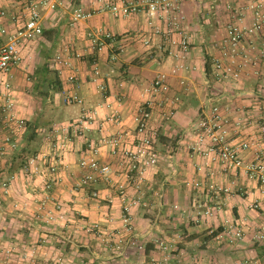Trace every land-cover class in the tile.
<instances>
[{"label": "crops", "instance_id": "crops-1", "mask_svg": "<svg viewBox=\"0 0 264 264\" xmlns=\"http://www.w3.org/2000/svg\"><path fill=\"white\" fill-rule=\"evenodd\" d=\"M177 2L183 15L182 33L173 35L176 39L186 35L190 51L188 68L175 74L172 70L178 60L170 49L179 47L166 42L163 31L167 22L162 16L154 21L161 27L159 33L153 32L154 27L142 13L122 17L101 11L71 24L74 8H98L100 0H66L64 8L45 11L46 32L22 47L21 63L0 74V97L5 82L11 81L17 112L28 122L17 137L18 145L9 147L0 99V264L7 257L10 264H247L252 259L264 264V241L254 239L262 214L247 208L255 196L264 202V189H259L256 182L244 185L243 178L237 179L234 191L213 206L210 216L203 215L205 207L215 204L209 185L227 184L235 177L193 154L189 146L192 125L211 94L249 115L264 111V30L244 37L243 45L252 61L242 79L224 91V85L210 73L212 60L220 54L219 42L233 20L234 9L246 6L248 0ZM0 7L19 19L23 17L22 0H0ZM245 12L243 24L247 25L253 15L250 9ZM1 24L11 30L16 26L9 16H0ZM104 31L114 34L116 40H108L99 49L87 33ZM145 34L151 36L150 45L143 42ZM119 44L124 46L121 51ZM61 51L71 56V66L63 74L53 62ZM95 65L103 75L100 81L107 83L104 92L92 80ZM161 71L170 74L169 94L180 101L169 118L160 120L159 110L155 111L159 161L147 169L137 187L126 177L127 166L121 165L119 154L124 148H135L134 117L149 97L146 89ZM68 74L76 78L69 80ZM69 92L78 93L84 102L67 103ZM90 110L96 111V120L85 133L76 134L69 127L70 140L63 148H54L57 138L66 137L67 124ZM111 111L121 114L120 122L105 120ZM118 132L124 136L118 154H113L112 146L103 139ZM92 145L99 147L98 159L111 165L116 181L127 185L128 195H140L131 210V229L122 219L123 197L103 178L98 177L87 189L77 186L87 172L79 166V159ZM35 154L47 155V165L59 160V177L49 190L45 188L47 167L32 176L25 171L27 159ZM4 181L9 183L7 191ZM195 181L202 185L195 188ZM245 186L255 194L243 193ZM93 189L100 191L99 197L91 195ZM244 220V237L230 239L226 235L229 222ZM95 223L99 228L93 227Z\"/></svg>", "mask_w": 264, "mask_h": 264}, {"label": "built area", "instance_id": "built-area-1", "mask_svg": "<svg viewBox=\"0 0 264 264\" xmlns=\"http://www.w3.org/2000/svg\"><path fill=\"white\" fill-rule=\"evenodd\" d=\"M102 5L98 8L87 9L83 6L74 8L71 15V24L75 25L79 21L93 17L97 12L110 11L115 16L129 17L142 13L148 18V23L154 27L153 32H161V27L155 24V19L162 16L167 22V28L163 31L166 42L172 46L178 45V50L170 49V53L178 60L172 70V74L188 68L186 58L190 51V40L186 35L180 39L174 37V33H182L181 19L183 15L177 0H100ZM23 17L17 18L15 13H9L8 9L0 7V16H9L15 22L14 30L9 29L4 24L0 25V74L10 70L15 65L23 61L22 47L30 41L37 39L44 32L43 16L45 11H56L64 8L66 0H22ZM250 9L253 21L250 24L244 23L245 10ZM264 30V0H248L246 6H238L233 11V20L227 26L226 34L219 42L220 54L212 60L210 73L212 77L221 82L225 89L240 81L243 72L251 63L252 59L243 45L246 35H253ZM88 37L102 49L105 43L110 40L114 42L116 37L109 31L102 34L88 32ZM150 35H143V42L150 45ZM162 47V45H160ZM118 50L124 49L122 44L117 46ZM264 55V50L262 51ZM53 62L60 74L65 73L71 66V56L61 51L55 54ZM101 69L98 65L94 67L92 80L97 82L98 89L102 92L107 90V83L103 80ZM170 74L165 71L158 72L150 87L146 90L149 97L139 105L134 117L136 122V144L134 149L124 148L120 150V163L125 165V175L129 180L135 181L140 187L144 181L147 169L155 166L159 161L156 143L159 137V128L153 125L155 111L159 110L160 120L169 118L175 114V109L180 101L178 96H170ZM74 74H68L69 80H74ZM184 81V80H183ZM5 90L1 93V119L8 127L5 143L11 148L18 145L17 137L26 130L27 119L17 112V102L11 91V81L5 82ZM67 103H83V98L76 92H69L65 97ZM107 107L111 106L106 102ZM96 120V111H87L78 119L67 124L66 137L57 138L53 143L54 148H63L70 140L69 127H73L74 132L85 133V131ZM106 121L120 122L121 114L111 111L105 116ZM193 141L190 149L193 154L207 158L216 164L222 173L233 175L235 178L227 184L212 183L209 185L210 195L215 201L212 206H207L202 210V214L210 216L213 213V206L219 205L224 197L229 196L234 191L237 179L243 178L244 185L256 182L259 189H264V111L258 116L246 114L243 108L232 107L229 104L221 103L218 95H209L202 103L200 114L191 128ZM124 136L123 132H118L114 137L105 138L103 141L112 146V153L118 154V145ZM99 147L90 146L89 151L79 159V166L86 169V173L81 177L78 187L87 189L98 177L103 178L108 185L117 191L124 200L123 216L127 229L132 228L130 220L131 210L139 203L138 197L128 195L127 185L118 182L113 174V169L109 163H101L98 159ZM59 157V155H57ZM48 157L45 154L31 155L24 165L25 171L29 175H37L43 171L42 167H47L49 175L45 188L53 187L59 177V160H54L47 165ZM202 185L201 181H195V188ZM7 191L9 183L3 182ZM247 196L255 194L247 186L243 189ZM93 197H99L100 191L93 189ZM57 208L61 209L58 205ZM248 209H255L261 212L262 218L258 225V230L254 234L257 242L264 241V202L255 196L250 200ZM50 218H54L50 215ZM246 220L231 221L226 228V235L230 239H241L245 234ZM99 228V224H93ZM100 230V229H99ZM3 249L0 247V254ZM8 255L10 250L5 251ZM247 264H260L257 259L246 262ZM4 264H10L7 257ZM31 264L33 262L31 261Z\"/></svg>", "mask_w": 264, "mask_h": 264}, {"label": "trees", "instance_id": "trees-1", "mask_svg": "<svg viewBox=\"0 0 264 264\" xmlns=\"http://www.w3.org/2000/svg\"><path fill=\"white\" fill-rule=\"evenodd\" d=\"M50 31H51V30H49V32H50ZM45 32H46V31H45ZM45 32H44V33H45ZM41 91H42L43 93H46V92H45V91H43V90H41Z\"/></svg>", "mask_w": 264, "mask_h": 264}]
</instances>
